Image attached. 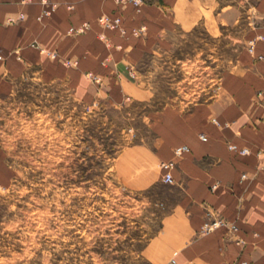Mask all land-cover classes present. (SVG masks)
I'll use <instances>...</instances> for the list:
<instances>
[{"label":"crops","instance_id":"0c3cea01","mask_svg":"<svg viewBox=\"0 0 264 264\" xmlns=\"http://www.w3.org/2000/svg\"><path fill=\"white\" fill-rule=\"evenodd\" d=\"M51 2L55 9L41 16ZM105 14L122 16L125 33L102 25ZM244 19L250 22L243 48L213 94L154 113L152 139L129 145L115 161L128 188L161 186L169 193L161 199L167 211L161 229L141 252L150 264H264V104L257 97L264 91V0H155L140 11L118 0H0V89L30 73L65 82L89 103L147 99L152 91L140 73L146 56L171 50L199 28L221 37ZM86 22L84 33L69 32ZM143 25L146 30L134 34ZM229 144L249 154L231 151ZM182 146L189 152L178 157L175 150ZM171 160L177 162L174 182L165 184L161 164ZM215 219L237 225V235L229 226L201 235L204 223Z\"/></svg>","mask_w":264,"mask_h":264},{"label":"rangeland","instance_id":"374dc122","mask_svg":"<svg viewBox=\"0 0 264 264\" xmlns=\"http://www.w3.org/2000/svg\"><path fill=\"white\" fill-rule=\"evenodd\" d=\"M249 22L218 38L199 28L146 56L144 100L83 102L63 81L12 77L0 89V264H150L141 252L169 193L128 188L115 161L152 139L154 113L213 94Z\"/></svg>","mask_w":264,"mask_h":264},{"label":"built area","instance_id":"2783aa9c","mask_svg":"<svg viewBox=\"0 0 264 264\" xmlns=\"http://www.w3.org/2000/svg\"><path fill=\"white\" fill-rule=\"evenodd\" d=\"M121 3H131L133 4L136 9L138 11L141 10L142 5L144 4H148V3H152L155 0H118ZM43 3H50V0H42ZM56 3L51 2L50 4V8L45 9L42 13L41 16H48L52 13L53 9H55ZM19 18H24V14H21ZM10 21L12 23L16 22L17 19H10ZM99 22L104 25L105 27L108 28H118L120 29V31L122 33H125L126 29L123 26V18L120 15L117 16H110L108 14L102 15L99 18ZM90 28V24L88 22L84 23L83 25L79 26V27H71L69 29V32L72 34H80V33H84L87 29ZM146 30V26L143 25L141 27L135 28L134 29V34L136 35H140L142 34L144 31ZM255 45V40L250 41V45H249V49L250 51H253ZM3 59L2 54L0 53V60ZM97 78V77H94ZM257 97L259 98V100L264 104V91H258L257 92ZM213 123H215L216 125L220 126V122L217 119H213L212 120ZM204 136H202L203 138ZM229 149L231 151H236L241 155H247L249 154V149L247 148H242L239 149L236 145L234 144H229ZM189 152V148L187 146H182L179 147L175 150V155L180 157L182 155H184L185 153ZM177 167V162L174 160L171 161H166L163 162L161 164V168L164 172V177H163V183L165 184H173L174 182V177H173V171L174 169ZM264 168V165H263ZM248 176L247 174H243L242 175V179H246ZM209 216H212L211 211H208L207 213ZM223 226H229L230 227V232L232 235H237L238 232V227L235 224H230L229 222L223 220V219H215V220H209L206 221L200 231L201 235L204 234H209L212 232H215L216 230H218L220 227ZM236 242L242 246H244L246 243L243 240H239L237 239ZM169 264H177L176 260L173 259L171 260V262ZM239 264H248L247 262H241Z\"/></svg>","mask_w":264,"mask_h":264}]
</instances>
